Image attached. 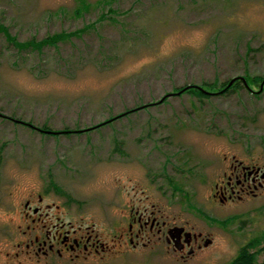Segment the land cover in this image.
Segmentation results:
<instances>
[{"label":"rangeland","instance_id":"374dc122","mask_svg":"<svg viewBox=\"0 0 264 264\" xmlns=\"http://www.w3.org/2000/svg\"><path fill=\"white\" fill-rule=\"evenodd\" d=\"M234 76L246 85L220 92ZM263 77L264 0H0V264H229L255 236L264 264V186L213 197L232 157L264 164ZM38 194L109 245L139 200L210 242L187 254L126 234L38 262L23 245Z\"/></svg>","mask_w":264,"mask_h":264},{"label":"flooded vegetation","instance_id":"af4514ba","mask_svg":"<svg viewBox=\"0 0 264 264\" xmlns=\"http://www.w3.org/2000/svg\"><path fill=\"white\" fill-rule=\"evenodd\" d=\"M236 81L240 79L234 80L232 84ZM232 158L229 172H225L224 179L215 182L213 187V197L221 203L242 199L249 195L254 197L257 194L256 190L264 186V164L247 165L235 157ZM42 200L41 194H38L39 204L33 207L30 206L29 201H26V210L23 215L27 222L23 230L25 252L28 256L34 255L38 262L40 257L50 259L53 256L59 259L68 258L70 261L84 260L89 255L110 250V247L114 245L122 246L126 234L128 242L133 247L139 243L145 247L154 238L156 241L163 240L166 249L180 253L186 251L187 254L193 253L195 247L199 248L201 241L203 245L210 242L204 237L202 231L189 229L187 223L177 224L169 220L155 204H145L139 200L130 208L127 230L120 222L113 230L115 242L109 245L103 240V235L93 227L84 224L82 218L65 222L59 215L51 212L52 207L57 209L58 205L46 203L42 206ZM175 227H181L183 230L175 231Z\"/></svg>","mask_w":264,"mask_h":264},{"label":"trees","instance_id":"16d2710c","mask_svg":"<svg viewBox=\"0 0 264 264\" xmlns=\"http://www.w3.org/2000/svg\"><path fill=\"white\" fill-rule=\"evenodd\" d=\"M18 44L19 48H22V47H25L23 44H19V43H16ZM264 79V77L262 78V80ZM230 80V79H229ZM228 80V81H229ZM255 79H251V81L254 82ZM261 80V82H262ZM227 81V82H228ZM244 81L246 83V79L244 78ZM244 81L242 79H240V81H236L235 83H233L232 85H229L226 87V85L223 87V91H227V89H230L232 87H237L241 84H244ZM227 84V83H226ZM210 84H208L209 86ZM189 86V87H187ZM182 89V92L183 91H188L190 93H193L195 94L196 96L198 97H206L210 94L209 91L205 90L204 88L202 87H199V86H192V85H186L184 87L181 88ZM222 90V89H221ZM206 91V92H205ZM131 111V110H129ZM124 114V113H123ZM121 114L115 116V117H119ZM113 118V117H112ZM111 118V119H112ZM43 128H47V127H43ZM88 129V128H87ZM46 130V129H45ZM65 132V131H64ZM51 185L54 189V191L57 193V194H61V195H65L64 191H62L59 187H57L52 181H51ZM67 196V195H66ZM68 197V196H67ZM69 198V197H68ZM259 241L258 237H252L250 238L248 241H247V244L244 245L243 247H241L239 250H238V253L236 255V257L229 263V264H253V258L255 256L254 253H251L248 249H250L252 246H255L257 244V242ZM249 246V247H247Z\"/></svg>","mask_w":264,"mask_h":264},{"label":"water","instance_id":"95a60500","mask_svg":"<svg viewBox=\"0 0 264 264\" xmlns=\"http://www.w3.org/2000/svg\"><path fill=\"white\" fill-rule=\"evenodd\" d=\"M238 78H239V79H242V80L244 81V78H243L242 76H234L233 78H231V79L229 80L227 86L231 85L232 82H233L234 80L238 79ZM244 83H245V81H244ZM245 84H246V83H245ZM187 87H189V86H187ZM180 91H182V89H181ZM180 91H179V92H180ZM179 92H177V93H179ZM171 94H172V93H168V94H166L165 96H163V97L160 99V101H162L165 97H167V96H169V95H171ZM18 122L23 123L22 121H18ZM39 130H40V131H45V130H42V129H39ZM45 132H47V133H52V134L59 133V132H57V131H50V130H46ZM174 230L180 232V231L183 230V228H181V227H175ZM206 244H207V243H206ZM206 244H205V245H206Z\"/></svg>","mask_w":264,"mask_h":264}]
</instances>
